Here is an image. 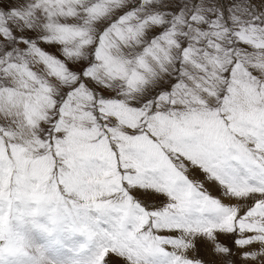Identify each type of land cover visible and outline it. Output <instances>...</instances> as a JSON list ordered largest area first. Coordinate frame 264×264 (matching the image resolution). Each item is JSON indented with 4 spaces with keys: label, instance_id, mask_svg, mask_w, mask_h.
Returning a JSON list of instances; mask_svg holds the SVG:
<instances>
[{
    "label": "snow or ice",
    "instance_id": "1",
    "mask_svg": "<svg viewBox=\"0 0 264 264\" xmlns=\"http://www.w3.org/2000/svg\"><path fill=\"white\" fill-rule=\"evenodd\" d=\"M0 264H264V0H0Z\"/></svg>",
    "mask_w": 264,
    "mask_h": 264
}]
</instances>
